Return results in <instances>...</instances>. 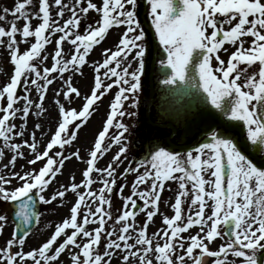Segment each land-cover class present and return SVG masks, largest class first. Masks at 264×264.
<instances>
[{
  "label": "snow or ice",
  "instance_id": "snow-or-ice-1",
  "mask_svg": "<svg viewBox=\"0 0 264 264\" xmlns=\"http://www.w3.org/2000/svg\"><path fill=\"white\" fill-rule=\"evenodd\" d=\"M145 2L151 36L138 19V0H100L99 4L14 0L12 8L0 9V22L13 17L7 28L0 26V47L7 50L13 69L0 87V159L3 150L11 153L3 165L7 174L0 173V203L8 206L15 223L11 238L0 247V264H62V255L69 264H112L113 258L117 264H202L204 257L209 264H264V166L255 162L264 161L260 155L264 153V0ZM89 12L98 19L87 24L82 34L81 17ZM33 19L38 21L35 27ZM113 28L123 29L118 43L114 49H104L103 59L90 65L92 84L81 95L73 81L83 77L90 52ZM53 36L54 48L45 55ZM21 44L26 45L23 51ZM65 44L70 46L67 52ZM225 44L234 48L227 61L219 55L228 52ZM157 63L163 77L158 82L167 96L188 95L190 106L204 113L203 127L188 129L193 139L201 131L206 135L184 152L167 144L151 145L144 161L118 172L129 150L125 136L129 127L123 118L136 116L128 109L137 108L142 77ZM57 79L61 87L54 90L55 129L41 149L36 133L43 132L42 125L35 123L24 139L27 120L32 115H51L53 109L45 107V100ZM21 87L23 95H18ZM114 88L87 158L81 157L79 148L66 151L98 102ZM77 99L81 104L74 108ZM241 125L246 131L242 144L235 141ZM112 128L117 132L109 136ZM106 138L110 143H105ZM179 140L178 134L177 147L183 146ZM113 145L119 146L118 151L105 167H98ZM73 158L86 165L81 180L76 182L71 175L68 184H60L46 196L63 174L66 161ZM18 159H26L28 165L42 164L38 169L16 171ZM129 174L135 176L126 185L123 181ZM118 179L122 205L113 219L111 196ZM169 181L178 185L170 205L174 214L162 215L164 227L149 234ZM95 183L100 184L98 189H93ZM125 187H130L128 196L123 195ZM69 193L75 197L69 215L54 225L38 247L24 252L26 237L40 219L38 205L56 202L62 207ZM137 199L142 202L139 206ZM140 212L145 220L137 224ZM8 222L9 216L0 214V235ZM89 224L97 226L89 229ZM220 225L226 226L223 233ZM193 228L197 229L194 234ZM218 238L226 240L214 249L211 246Z\"/></svg>",
  "mask_w": 264,
  "mask_h": 264
},
{
  "label": "rangeland",
  "instance_id": "rangeland-1",
  "mask_svg": "<svg viewBox=\"0 0 264 264\" xmlns=\"http://www.w3.org/2000/svg\"><path fill=\"white\" fill-rule=\"evenodd\" d=\"M66 3L71 4L73 0H65ZM93 2L99 4L100 0H93ZM14 6V0H0V9H3L4 7L12 8ZM148 7V6H147ZM29 11H35V9H29ZM147 11V10H146ZM141 12V5L138 2V14ZM69 13H65V19L68 18ZM53 16H55V10H53ZM147 16V15H146ZM13 17L10 15L7 17V20L4 22H0V26L3 27H8V23L11 22ZM98 19V16L94 12H89L87 16H82L81 17V24H80V29L79 31L83 34L85 31V27L89 23H93L95 20ZM147 23L150 25V19L146 18ZM23 21H18V27L22 26ZM31 24L33 27H35L38 24V21L33 19L31 21ZM123 31L122 28H113L111 29L107 35L104 41H102L99 45L94 46L92 51L90 52L89 56L87 57L88 60V65L87 67L84 68V75L83 77L77 76L73 83L74 86H76L80 92L81 95H85L89 92V89L92 84V79H93V73L91 70L90 65L93 64L96 61H101L103 59L102 56V51L106 48H115V45L118 43L119 36L121 32ZM19 39V37H17ZM56 37L53 36L52 40L53 43L47 45V52L45 55L48 53H51L53 48H54V41ZM249 41L251 38H246ZM248 45L246 44L245 47ZM69 45L65 44L64 49L67 52L69 50ZM225 48L228 49V52L234 51V48L232 46H228V44L224 45ZM26 48V45L21 44L20 49L23 51ZM220 57L223 55H226V52L221 51L219 53ZM215 62V61H214ZM51 61L46 62V66H50ZM215 66V64H214ZM135 65H133V68ZM257 66H253V69H255ZM253 69H249V71H252ZM12 65L9 62L8 58V53L7 50L3 47H0V87H2L9 79L11 73H12ZM132 69H130L131 71ZM143 82H145L146 85V77H142ZM61 87V83L59 79L56 80V82L50 86L48 93H47V98L45 100V107L49 109H53L51 112L50 116H45L43 118H37L36 116L32 115L28 118L27 120V132L25 133L24 139H28V133H30L33 129V125L35 123H40L42 125V130L43 132H37L36 137H37V142L40 146V148H43V142L48 139V136L50 135L51 131L55 129V111H54V90L57 88ZM115 88L112 90V92L105 96L102 101L98 102L99 106L95 109L93 112V115L90 117L89 121L87 124L82 127L78 133V139L73 143V145L68 148L66 151H72L76 148L80 149V154L81 157L86 159L87 158V150L92 146V143L94 141V138L97 134V132L101 129V124L102 121L104 120V117L109 110V104L112 99V93L115 92ZM146 93L145 87L142 88L141 94ZM18 95H23V88H18L17 91ZM33 98H35V94L33 93ZM81 104L80 100H75L72 104V107L78 108ZM143 108L141 104L138 102V106L136 109H128L129 111H135L136 116L134 117H128L125 116L123 118V122L129 127V132L125 134L126 139L128 141V152L127 156L124 159L123 163L120 165V168L117 170L118 172L122 171V169L129 164H132L135 166L136 162L144 161L146 157H148L149 154V149L151 145H156L159 144L161 146H164V144H161V141L156 138L151 136L150 130H148L144 124L143 121ZM119 119V118H118ZM17 125L21 123L19 119L15 121ZM133 123V124H132ZM132 125L137 126V129H135ZM117 132L116 129L112 128L109 130V136L115 135ZM150 137L152 139L151 144L148 145V147L144 148L145 152L143 153H138L137 151L141 149L143 146L140 143V140L144 137ZM14 142L20 143L19 139H16ZM105 143H110V141L106 138ZM0 145H2V141H0ZM117 145H113L111 149L100 159L98 162V167H105L112 159L113 155L118 151ZM138 148L136 150L135 148ZM142 150V149H141ZM5 152V155L2 159H0V173L7 174L8 170L3 167L4 164L8 162V159L11 156V153L8 150H3ZM23 152L25 156L30 159L31 156L29 155V150L28 149H23ZM42 162H37L35 165H28L26 159H18L15 164V170L16 171H27L31 168H36L38 169L41 167ZM85 164L75 160L74 158L72 160L66 161L64 169H63V174L58 176L56 181L50 186L48 191L45 193V195H50L60 184H68L69 183V177L71 175L75 176L76 182H79L81 180V171L84 169ZM135 174H129L127 178L123 181L124 184L126 185H131V182L134 179ZM95 178V174L93 175ZM17 182L13 181V185H15ZM121 184V181L118 179L117 180V186L113 190V194L111 196L112 200V207L110 211L112 212L113 219H115V216L117 215V210L121 208L122 205V200L119 198L118 189ZM93 189H98L100 187L99 183L93 184ZM178 189V185L175 182L169 181L166 182L165 184V190L161 194V201L159 204V214L154 217L153 222L149 224L148 227V233L151 234L152 232H155L156 230L164 227L161 223L162 221V215H167L171 217L174 212L171 209L170 205L174 202V198L176 195ZM130 194V187H125L123 190V195L128 196ZM75 197L73 194L69 193L67 194L66 200L63 202L64 206H57L56 202H54L52 205H43L44 210L42 212V215L38 221L37 227L35 230L28 236L26 237V243L24 245L23 251L27 252L30 249L38 247L43 241L46 240V238L50 235V233L53 231L54 225L61 222L63 218L67 217L69 215V207L71 206V203L74 201ZM137 204L138 206L142 204V202L137 199ZM185 209H187V205L183 206ZM6 204L0 203V214H7L6 211ZM208 210L206 209V213ZM145 220V214L143 212H140L137 217H136V222L137 224H142V222ZM112 222L109 221V225ZM97 225H92L89 224L87 227L89 229H92L96 227ZM197 230L196 228L191 229L192 233ZM13 233V224L9 219V222L7 226L4 228L2 235H0V247H2L5 242L11 238ZM195 233V232H194ZM222 233V232H221ZM184 235H187L184 234ZM226 238L221 239L218 238L213 245L211 246L212 248H217L220 244L224 243ZM104 240H101V251L103 248ZM12 251H16L15 248L12 249ZM230 259H237V258H231ZM62 264H69L68 259L66 258L65 255H62L61 257ZM112 264H117V260L113 258Z\"/></svg>",
  "mask_w": 264,
  "mask_h": 264
},
{
  "label": "flooded vegetation",
  "instance_id": "flooded-vegetation-1",
  "mask_svg": "<svg viewBox=\"0 0 264 264\" xmlns=\"http://www.w3.org/2000/svg\"><path fill=\"white\" fill-rule=\"evenodd\" d=\"M162 78L163 77H160V79H162ZM158 81H157L156 90H157V93H159V94L155 97V102L153 104L154 111L157 113V115L160 114L167 121H169L170 118L168 115H166V113L163 109L164 108L167 109L168 107H173V108H175V107L180 108L181 107V110L176 112V114H175V120L174 121H178L179 117L182 116L184 114V112H186V115H184L182 118L184 120H186L187 115H193L194 114V113L188 112L187 109L193 110L195 112L197 111L196 106H190V98L188 95L177 94L174 96H167L165 90L163 89V86L160 85ZM156 121H159L158 117L156 118ZM178 134L180 135V130L176 129L174 136H177ZM184 134H185V131H184ZM185 135H180V140H182V138H185Z\"/></svg>",
  "mask_w": 264,
  "mask_h": 264
},
{
  "label": "bare ground",
  "instance_id": "bare-ground-1",
  "mask_svg": "<svg viewBox=\"0 0 264 264\" xmlns=\"http://www.w3.org/2000/svg\"><path fill=\"white\" fill-rule=\"evenodd\" d=\"M205 261H206V259H204V258H203V261H202V263H204V264H205V263H206Z\"/></svg>",
  "mask_w": 264,
  "mask_h": 264
},
{
  "label": "water",
  "instance_id": "water-1",
  "mask_svg": "<svg viewBox=\"0 0 264 264\" xmlns=\"http://www.w3.org/2000/svg\"><path fill=\"white\" fill-rule=\"evenodd\" d=\"M13 214H12V212H11V216H12ZM18 223V222H17Z\"/></svg>",
  "mask_w": 264,
  "mask_h": 264
}]
</instances>
